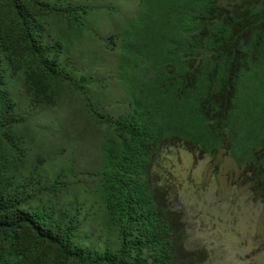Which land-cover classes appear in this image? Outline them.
Returning <instances> with one entry per match:
<instances>
[{"label":"trees","instance_id":"1","mask_svg":"<svg viewBox=\"0 0 264 264\" xmlns=\"http://www.w3.org/2000/svg\"><path fill=\"white\" fill-rule=\"evenodd\" d=\"M90 8L0 0V264H207L155 164L173 146L228 155L264 201V0H139L106 76L130 95L86 109L101 164L79 169L50 161L66 146L37 113L87 83L45 36Z\"/></svg>","mask_w":264,"mask_h":264},{"label":"rangeland","instance_id":"2","mask_svg":"<svg viewBox=\"0 0 264 264\" xmlns=\"http://www.w3.org/2000/svg\"><path fill=\"white\" fill-rule=\"evenodd\" d=\"M70 1L88 2L91 8L76 21L53 22L45 37L61 57L76 61V77L84 74L88 81L83 88L61 90L60 107L37 116L42 124L52 123L55 139L66 146L50 161L83 169L101 164L90 162L102 142L86 109L103 105L118 114L123 105L117 100L130 95L121 80L106 76L116 68L120 37L136 16L139 0ZM110 35L116 37L114 49L105 48ZM155 166L157 181L170 189V203L183 213L188 247H204L207 264H264V201L254 200L246 185L232 182L237 165L231 157L195 156L184 146H173L162 151Z\"/></svg>","mask_w":264,"mask_h":264}]
</instances>
